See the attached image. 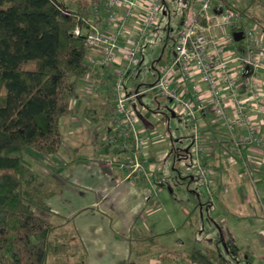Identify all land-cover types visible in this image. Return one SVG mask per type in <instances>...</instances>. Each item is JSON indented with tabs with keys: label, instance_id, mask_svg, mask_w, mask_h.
I'll return each mask as SVG.
<instances>
[{
	"label": "built area",
	"instance_id": "obj_1",
	"mask_svg": "<svg viewBox=\"0 0 264 264\" xmlns=\"http://www.w3.org/2000/svg\"><path fill=\"white\" fill-rule=\"evenodd\" d=\"M163 2L96 0L90 6L89 25L77 26L72 32L84 35L89 70L104 75V69L116 67L104 85L111 97L107 107L111 130L108 141L122 139L127 151L119 166L130 174H142L151 189L153 170L146 168L140 156L147 141L146 130L132 104L133 99L149 92L153 99L170 100L189 122L191 143L182 151L188 162L183 174L199 177L212 186L213 172L202 161L213 151L212 140L204 133V116L222 131L218 143L223 152L240 158L244 167L247 164L242 150L264 145L257 125L258 114L264 113V36L244 23L241 0H188L172 52L158 67L155 81L144 91L128 92L124 77L139 65L144 40L159 23ZM101 18L103 29L97 25ZM235 27H241L237 30L243 36L240 44L233 38ZM176 78L190 86H173Z\"/></svg>",
	"mask_w": 264,
	"mask_h": 264
},
{
	"label": "crops",
	"instance_id": "obj_2",
	"mask_svg": "<svg viewBox=\"0 0 264 264\" xmlns=\"http://www.w3.org/2000/svg\"><path fill=\"white\" fill-rule=\"evenodd\" d=\"M63 1L69 8H77L76 0ZM164 8L165 0L160 17L167 14ZM257 8L251 6L247 11L251 13L253 20L264 24V18ZM182 15L183 13L179 15L173 42ZM243 21L245 23L244 18ZM98 22V27L103 29V18ZM262 34L264 36L263 32ZM169 56L170 54L165 60L164 58L159 60L158 67L165 63ZM115 68L113 65L109 66L104 69V75L94 72L78 82V97L71 100L73 105L70 103L72 111L60 119V131L63 136L60 147L52 158H44V161L54 160L55 164L50 168L53 169L50 170V179L55 178L50 184L52 185L50 191L54 193L45 199L48 212L44 215L53 224L57 219L70 224L74 235L86 251V264H128L131 258L130 244L132 239L137 237L138 221L144 217L150 203V188L142 179V174L135 172L130 174L128 170L119 166L118 162L124 159L127 153L122 146L123 140L108 141L111 130L107 107L111 97L104 82L106 78L112 76ZM155 72L150 84L157 77V69ZM177 78L173 86H190L189 82L182 84ZM124 84L128 92L139 91L133 76L126 75ZM262 84L261 90L264 95V75L261 77ZM144 93H148L154 101L149 92ZM143 94L133 100L145 108L144 114L137 111L140 125L146 130V137L151 133L152 139L156 142L153 128L157 127L161 120L154 119L159 114L143 104L141 98ZM202 121L206 125L204 133L210 136L213 145L212 154L202 160L204 166L213 172L210 177L213 181L212 186L200 182L206 194V210L215 212L213 220L218 218V215L222 216L221 224L217 226L224 239L228 234L231 243L247 253L249 262L253 263L255 260L256 264H264V145L242 150V158L247 164V167H244L240 158L227 156L223 152L218 143L223 133L210 121L209 116H204ZM257 123L264 140V113L258 114ZM170 140L172 148L187 149L185 145L178 146L176 143L178 139L173 140L170 137ZM187 144H190L189 139ZM148 145L146 141L140 156L146 168L151 167L158 180V173L151 165L154 161L152 156L154 153L165 154L168 149L158 150L156 143L149 147ZM26 153L36 160L41 159L30 151ZM220 204L222 206L231 204L237 214L231 215L227 221ZM240 204L245 207V215L240 214L242 212L239 209Z\"/></svg>",
	"mask_w": 264,
	"mask_h": 264
},
{
	"label": "trees",
	"instance_id": "obj_3",
	"mask_svg": "<svg viewBox=\"0 0 264 264\" xmlns=\"http://www.w3.org/2000/svg\"><path fill=\"white\" fill-rule=\"evenodd\" d=\"M95 1L76 0L71 9L63 0H0V264H47L50 255L71 253V247L78 254L70 264H86L77 237L71 243L68 233L53 234L55 225L44 214L45 199L54 192L46 177L30 171L24 154L30 151L44 161L57 153L60 119L72 111L78 82L96 74L85 64L84 35L72 32L89 25ZM180 156L185 157L175 158ZM44 162L55 165L52 159ZM152 180H157L153 171ZM239 254L247 257L220 231L212 247L164 249L157 257L164 264H237Z\"/></svg>",
	"mask_w": 264,
	"mask_h": 264
},
{
	"label": "rangeland",
	"instance_id": "obj_4",
	"mask_svg": "<svg viewBox=\"0 0 264 264\" xmlns=\"http://www.w3.org/2000/svg\"><path fill=\"white\" fill-rule=\"evenodd\" d=\"M187 2L188 0H165L164 9L167 14L160 17L157 26L146 36L138 68L130 70L128 73V75L134 77L139 91L147 88L153 80L155 70L158 69V63H160L159 60L172 52V42L178 18L183 13V7ZM251 6L258 7L257 9L264 18V0H241L240 6L245 24L254 29L255 33L259 35L262 32L264 33V24L253 20L251 13L249 14V11H247ZM135 75L137 76L135 77ZM141 98L145 106L149 107L154 113L159 114L154 119L161 120L160 124L153 128L156 142L152 139L151 133L147 135L148 147L156 143L158 150L162 148L168 150L165 154L154 153L152 156L154 161L151 165L153 168L155 167L159 178L152 182L150 203L144 217L138 221L137 237L131 241L132 254L128 264H164L157 257V254L164 249L182 251L190 248L212 247L220 236L221 230L217 225L221 224L220 217L222 216L218 215V218L212 219L215 212L206 210V194L202 189L203 184L200 183L203 180L196 176L193 179L184 178L183 169L188 163L187 158L182 156L178 159L175 158L176 154L183 153L182 149L172 148L170 145V137L173 140L178 139L176 143L179 147L187 145L190 126L185 115L177 110L170 100L157 98L152 101L148 93H144ZM132 103L139 113L144 114L145 108L141 104L137 103L136 100H133ZM150 122L153 123V120L150 119ZM24 158L29 163L31 172L39 174L43 180L46 177L49 181L48 189H51L52 185L50 184L52 179H55H50V170H53L50 169L51 166L47 165L42 159L36 160L26 152ZM48 172L49 175H47ZM220 205L227 221L231 215L237 214L233 211L231 204ZM239 209L242 211L240 214L245 215L244 205L240 204ZM244 223L247 222L244 221ZM54 225L53 234L68 233L70 242L76 243V236L69 223L57 219ZM180 239L181 242H179ZM225 240H230L228 234L225 235ZM70 252L65 250V252L63 251L58 255H50L47 264H70L78 251L71 247ZM230 261L231 264H235L232 260ZM165 264L174 263L167 261ZM176 264L186 263L178 262ZM237 264H256V262L255 260L253 263L249 262L247 257L239 254Z\"/></svg>",
	"mask_w": 264,
	"mask_h": 264
},
{
	"label": "water",
	"instance_id": "obj_5",
	"mask_svg": "<svg viewBox=\"0 0 264 264\" xmlns=\"http://www.w3.org/2000/svg\"><path fill=\"white\" fill-rule=\"evenodd\" d=\"M242 32L241 31H235L233 32V38L236 42L240 41L242 39Z\"/></svg>",
	"mask_w": 264,
	"mask_h": 264
}]
</instances>
